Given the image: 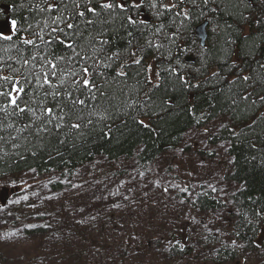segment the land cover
Masks as SVG:
<instances>
[{
  "label": "trees",
  "instance_id": "1",
  "mask_svg": "<svg viewBox=\"0 0 264 264\" xmlns=\"http://www.w3.org/2000/svg\"><path fill=\"white\" fill-rule=\"evenodd\" d=\"M106 2L0 0V23L15 19L19 27L11 41L0 39V93H11L0 95V179L32 172L64 181L97 157H135L145 166L176 149L188 131L219 122L206 142L209 155L226 148L230 192L219 199L197 191L191 203L230 220L229 244L214 251V264L238 262L241 251L264 264V0H135L137 7L115 0L127 10L98 7ZM85 5L98 15L80 17ZM203 22L200 46L194 31ZM84 67L89 88L77 83ZM168 241L174 252L185 249L179 235Z\"/></svg>",
  "mask_w": 264,
  "mask_h": 264
},
{
  "label": "rangeland",
  "instance_id": "2",
  "mask_svg": "<svg viewBox=\"0 0 264 264\" xmlns=\"http://www.w3.org/2000/svg\"><path fill=\"white\" fill-rule=\"evenodd\" d=\"M11 32L0 23V34ZM207 125L145 166L97 157L64 181L32 172L0 179V264H214L230 220L191 201L197 191L224 199L230 160L220 145L209 155L206 137L220 123ZM170 233L183 252L172 251ZM239 257L232 264H257Z\"/></svg>",
  "mask_w": 264,
  "mask_h": 264
},
{
  "label": "snow or ice",
  "instance_id": "3",
  "mask_svg": "<svg viewBox=\"0 0 264 264\" xmlns=\"http://www.w3.org/2000/svg\"><path fill=\"white\" fill-rule=\"evenodd\" d=\"M205 2H207V0H205ZM137 6H138V4L135 3V0H134L133 7H137ZM153 6H155V5H153ZM172 6L174 7L175 5H172ZM76 7H79V4H76ZM98 7L100 9H103V10H112L114 8H119L121 11H126L127 10L126 3H124V2L116 3L115 0H110V2H106V3L99 4ZM52 10H53V6L50 5L49 6V11H52ZM86 12L87 13H91L93 16L98 15L97 10H96V7H88L87 5H85L84 11H80L78 14H79L80 17H84ZM87 22L89 24L93 23L92 20H88ZM101 22L103 23L104 21H101ZM53 23H55V21H53ZM127 23L128 24H135L136 21L133 19V17L129 16L127 18ZM9 24L11 26V31H12L13 34H15V33H17L19 31L18 23H17V21L15 19L10 20L9 21ZM66 27L68 29H72L73 28V24L72 23H67ZM53 31H56V29H53ZM129 35H131V33H129ZM0 39L6 40V41H11L13 39V35L0 34ZM40 39L42 40L43 37L41 36ZM24 43L26 45H32V44H34V42L31 39L24 40ZM46 43H48L50 45V44H52V40H48ZM59 43L62 46L66 47V48H68L70 50L73 49V44H71V43H67L66 44L65 41H63V40L59 41ZM101 43H105V41H101ZM37 47H38V45H37ZM77 55H79V53ZM133 55H135V53H133ZM83 58L84 57H82V59ZM33 59H35V57H33ZM135 62L138 63V64L140 63L139 60H136ZM27 63H28V61H25V64H27ZM47 63L51 65V68L52 69H56L58 67V65L55 64V63H53L51 60H48ZM82 74H83V76L85 78H83L81 81H77V83H82V85H83L84 88H89L90 86H92L93 82H91L89 79H87V76L89 75V69H88V67H84L82 69ZM53 75H54V73H53ZM117 75H121L122 76V75H124V72L121 71V72L117 73ZM4 79L7 80L8 77H4ZM43 79H44V84L50 85L51 82L49 80V74L48 73H45ZM244 79L247 80L248 77H244ZM13 91H15V92H17L19 94V93H23L24 92V89L22 87L16 88L14 86ZM0 95H4V96L7 97V96H11V93H7V94L0 93ZM79 103L80 104H83L84 101L83 100H80ZM11 104H12L13 107H16L17 106V97L16 96H12L11 97ZM20 111H24V109L21 108ZM45 111H46V113L49 116L52 115V111H53L52 108H47ZM73 127L78 128L79 125L78 124H74Z\"/></svg>",
  "mask_w": 264,
  "mask_h": 264
},
{
  "label": "water",
  "instance_id": "4",
  "mask_svg": "<svg viewBox=\"0 0 264 264\" xmlns=\"http://www.w3.org/2000/svg\"><path fill=\"white\" fill-rule=\"evenodd\" d=\"M206 26H207V23L203 22L200 25H198L194 31V34H195L196 38L198 39L200 46H204V43H205ZM186 61H189V59H187Z\"/></svg>",
  "mask_w": 264,
  "mask_h": 264
}]
</instances>
